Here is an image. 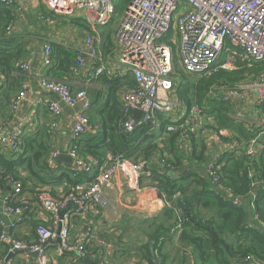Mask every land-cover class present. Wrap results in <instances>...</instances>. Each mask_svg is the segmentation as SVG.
Here are the masks:
<instances>
[{
    "label": "built area",
    "instance_id": "1",
    "mask_svg": "<svg viewBox=\"0 0 264 264\" xmlns=\"http://www.w3.org/2000/svg\"><path fill=\"white\" fill-rule=\"evenodd\" d=\"M45 7L53 14L67 16L83 12V18L91 26H107L117 14L116 0H42ZM17 0H0V4L16 5ZM15 17L5 26V34L11 36ZM45 23L54 22L52 16L38 15ZM116 66L109 70L100 63L98 45L91 35L84 38L85 49L76 52L71 74L78 75L85 66L86 59L90 67L86 69L88 79L101 74L109 76L130 74L135 79V87L121 92L122 118L117 127L122 133H130L135 127L152 124L158 125V114L168 117L180 110V104L172 100L175 82L173 74V49L183 71L191 76L209 77L220 70L234 71L242 67L264 66V0H129L123 9L114 31ZM41 52V65L49 68L51 64V45L44 43ZM99 62V63H98ZM16 67L23 73L29 72L28 61L16 62ZM3 75L0 74V90ZM39 85L45 91L57 95V100L35 96L28 98L27 88L23 86L10 98L11 113H16L24 102L30 105L45 106L52 117L48 131L54 133L58 118L63 108L80 107L74 111L72 142L65 148L71 158L69 173L72 178L81 175H93L87 184H78L60 194H52L45 186L34 188L35 201L22 197L24 192L21 175H9L0 182V264H13V254L36 252V264H50L54 257L69 254L74 260L85 258L91 246H96L100 256L109 252L108 243L102 238L94 239V245L85 247L96 231L89 225L71 237L66 211L61 218L60 211L71 204L75 215H83L95 206L110 205L105 188L110 186L112 177L120 174L124 183L133 184L141 174L144 160L133 161L123 154L107 151L102 156L81 155L77 141L86 133L94 131V126L86 114L90 107V98L84 88L72 90L66 80L57 79L49 74L39 77ZM213 85L206 92V97L218 98ZM221 95L228 102L231 96L251 98L255 105L264 102V69L255 75L249 74L230 87H225ZM207 99V98H206ZM198 103H192L187 114L181 118L170 117L165 132L178 130V138L187 143L190 134L200 127L197 119L201 110ZM25 132L23 123H17L5 132L0 123V152L16 157L22 153V137ZM219 138L231 140L230 153L245 156V169L250 180L249 201L244 196L234 195L224 184L222 166L223 156L216 155L205 166L204 173L213 190L228 198L233 205H244L248 200L251 209L256 197L255 187L259 180L255 178L253 164L262 152L263 146L257 144L258 136L250 139L243 149L239 141L226 129L215 132ZM108 142V139H107ZM61 153L53 149L47 157V165L53 169L54 161ZM160 166H167L161 159ZM264 184V179H260ZM11 187L10 189L8 188ZM175 196H179L176 192ZM37 206L48 220L46 225H38L34 236H18L16 230L23 223L32 207ZM180 223L183 215H178ZM253 219L264 231V222L257 215ZM59 232L57 233V230ZM56 239L59 241L57 242ZM52 248V250H50ZM12 253L7 258L9 253ZM243 264H264L251 255L242 258Z\"/></svg>",
    "mask_w": 264,
    "mask_h": 264
},
{
    "label": "crops",
    "instance_id": "2",
    "mask_svg": "<svg viewBox=\"0 0 264 264\" xmlns=\"http://www.w3.org/2000/svg\"><path fill=\"white\" fill-rule=\"evenodd\" d=\"M17 1L16 5L7 6L11 9L12 18H16L12 35L17 38L16 42L21 43L26 50V56L19 61H28L30 63L29 72L23 73L19 70L15 72L19 77L17 89L19 90L25 86L27 88L28 98L42 96L52 100L58 99L55 93L45 91L38 82L42 74H49L55 77L52 72H50L51 69L48 71V68H44L41 65L40 59L44 43H49L51 45V53L53 52V43L61 44L71 50L75 59L76 52H81L85 49V36L91 35L98 45L99 62L105 65L109 70L116 66L114 60V56L116 55L114 31L120 16L118 19L114 16L107 26L95 27L86 22L82 17L83 12L61 16L51 13L45 7L42 0ZM2 7L3 6H1L0 9ZM38 15L52 16L54 22L45 24L38 19ZM105 29H109L107 43H105L102 38V33ZM85 59V66L80 70L78 75L70 74L67 79L63 80L70 83L72 90L84 88L90 98V107L86 110V114L94 126V131L81 136L78 147L81 151L79 153L85 156L90 155L87 151L95 150L97 155H104V153L109 150L103 148L105 144L99 143L103 133V126L108 118L115 112V109L120 108L121 92L127 90L126 87H124L127 85L123 79L117 81V83L119 82L120 89L115 92V103H113L109 100L111 93L109 86L103 83L100 77L87 78L85 72L86 69L90 67V63L88 62V58ZM255 74L256 73H252V75ZM211 86L209 88H211ZM213 86L217 88L215 92L218 98L212 99L211 97H206L207 92L205 93V97L223 103L225 105L223 107V115L226 119L229 118L228 122L230 123L228 124L227 122V124L231 125L236 123L241 128L245 127L252 134L250 139L258 136L256 143L263 146L262 152H264V102L261 105H255L251 98L242 97L240 95L231 96L228 98V102H223L220 96L225 93L224 89L221 85ZM18 90L12 91L8 96L12 97ZM207 99H205V101H207ZM172 100L180 104V110L170 113L167 117L168 121L170 117L183 118L190 108L188 104L178 99L175 86L172 92ZM9 102L10 99L8 100V98H6L3 100L0 97V103H3V108L0 110V123L5 132L11 130L17 123L24 122L25 132L23 138L35 135L36 132H38V137L40 138L41 134L45 132L44 135H47V142L49 145L47 156H49L50 152L55 148L60 149L61 153L66 154L64 150L72 142L71 133L74 125V111L76 108L78 109L80 105L73 109L65 106L58 118V125L54 130L55 132L52 133L49 132L47 128L52 117L49 115L45 106L30 105L24 102L16 113H11ZM213 103L200 102L202 108L197 117L200 121V127L190 134L187 143L181 142L178 137H176L173 142L171 133L174 132L170 131L166 133L163 129L159 131L160 124L158 123V125L154 127L156 136L152 142L155 148L152 150L149 158L146 159V161L144 160V167L136 181L133 184L124 183V178L120 174H115L111 179L110 186L105 188V193L109 199L110 205L107 207L95 206L80 216L73 213L72 205H68L66 209L63 210L62 217L64 213L68 211L67 221L69 223L70 236L73 237L82 232L85 226L89 225L96 233L88 242H84V246L94 245V239L96 238L104 239L108 243L110 249L105 257L99 255L100 250L96 246H91L88 248L90 251L88 259L80 258L74 260L69 254H64L50 259L49 263L148 264L150 258L157 263L159 262L162 264V261L165 260L164 264H174L175 260H179V258L181 260L184 256L191 262L192 260H190L188 247L183 246L179 241L180 232L183 229L182 224L184 222V218L181 223L178 218V215L182 213V207L168 203L164 194L150 184V175L153 167H158L174 179L177 177L179 178L181 173L182 175L187 173L188 178L194 179L196 178V172H199L204 179H207L204 169L213 157L216 155L223 156L225 164V157L228 154H233L230 153L229 149L231 140L221 136L218 138L215 134L217 130L225 128H221L222 125L216 122L217 111L211 109L212 105L208 106V104ZM211 110L213 112H211ZM256 123L261 124L262 127ZM256 127H260V129L254 130ZM228 131L239 141L243 149L248 146L250 139L241 136V134L233 128ZM201 148L202 150H200ZM193 150L202 152L206 161H199V155L192 157ZM135 154L136 160L132 159L133 161L142 160L141 153ZM239 157L243 156L234 155V158ZM161 159L167 162V166L164 170L160 166ZM53 165L55 167L53 169L56 170V173L53 174L59 175L67 172L69 173L68 167L70 164H68L67 161L55 159ZM253 169L256 179H264V177H260L262 175L260 164L256 167L255 163ZM19 172V176L21 175L20 177H23V171L20 170ZM190 172L193 174L192 176H189ZM92 178L93 175H81L78 178H72L74 183L62 180L58 184H47L44 186L47 187L51 193L53 192L52 194L57 195L75 185L87 184ZM208 187H210V189L212 188L211 186ZM8 188L10 189L11 187L8 186ZM34 188L30 185V187L24 189L22 197L31 202L35 201ZM196 189L204 190L202 185H198ZM203 198L210 200L206 196ZM207 204L208 205L204 207L203 200H201L198 208L201 211L204 209L206 217L213 216L215 203L211 201ZM186 215H188V212ZM47 223L46 214L37 206H34L32 207L31 213H28L23 223L18 226L16 234L25 237L34 236L36 226L46 225ZM50 250H52V248ZM1 252L3 253V250H0V255ZM35 258L36 256L30 254L15 253L13 254V264H36Z\"/></svg>",
    "mask_w": 264,
    "mask_h": 264
},
{
    "label": "trees",
    "instance_id": "3",
    "mask_svg": "<svg viewBox=\"0 0 264 264\" xmlns=\"http://www.w3.org/2000/svg\"><path fill=\"white\" fill-rule=\"evenodd\" d=\"M0 5L3 6L0 9V74L4 77L0 97L3 100L6 98L9 100L11 96L8 95L12 91L18 90L19 77L15 73L18 70L16 62L26 56V50L21 43L16 42L17 38L14 35L7 36L5 34V26L12 19V14L11 9L7 5ZM108 33L109 29H105L102 33V38L105 43L108 41ZM52 46L53 52L51 53V64L48 71L51 69L50 72L57 79H67L71 74L70 68L75 62L74 54L61 44L53 43ZM173 61L177 65L175 57ZM262 69H264V66L255 65L251 68L242 67L231 72L220 70L209 77H198L195 83L190 82V79L187 80L190 74L185 71L186 74L182 73L181 79L178 78V74H172L171 76L175 82L174 86L180 101L182 100L190 106L192 100L187 97L186 93L194 88L193 92L197 100L202 101V103L215 102L208 104V106L212 105L211 109L217 111L216 122L222 125L221 128L228 130L233 128L241 136L250 139L252 134L245 127L241 128L236 123L228 125L230 124L228 122L229 118L226 119L223 115V107L225 105L212 99L205 101V93L211 85H221L222 88L230 87L243 80L245 76L251 73H258ZM99 77L103 83L109 86L111 91L109 100L113 103H115V92L120 89L119 82L117 83V81L123 79L127 85L124 86L126 89L135 87V79L130 74L116 76L101 74L97 76V78ZM2 108L3 103H0V110ZM212 110L211 112H213ZM121 118L122 112L120 106L119 109H115V112L104 123L103 133L99 143L105 144L103 148L113 154L120 153L134 160H136L135 153H141L142 160L146 161L155 148V145L152 144L156 136L154 127L152 124L139 125L130 133H122L119 127H117V123ZM158 123L160 124L158 130L161 131L163 129L164 131L166 125L169 123L167 116L162 113L158 114ZM259 129L260 127H256L254 130ZM172 132H174L171 133L174 142L179 132L178 130ZM44 133L41 134L40 138L38 137V132L35 135L22 137V153L16 157L0 153V182H3L4 177L9 175L19 177V171L22 170L24 176L20 179L22 180L24 189L30 187V185L33 188L47 184L55 185L62 180L74 183L72 176L68 172V174L62 173L56 175L53 174L56 173V170L51 169L47 165L46 160L49 145L47 142L48 137ZM79 141L80 139L77 141L78 146ZM78 151H81L80 148H78ZM87 153L97 155L95 150H89ZM198 155L200 156L199 161H206L202 152L193 150L192 157ZM245 163V156L234 158L233 154H228L225 157V164L221 170L226 187L231 189L234 195L244 196L251 201V197L248 195L250 180L247 177ZM255 163L256 167L260 164L262 173L260 177H264V152L258 155ZM180 175L179 178L174 179L164 173L161 168L153 167L150 175V184L164 194L168 203L182 207L184 222L182 224L183 229L180 232L179 241L183 246L188 247L192 264H243L242 258L246 255L256 257L264 263V231L253 219V216L257 215L259 220L264 222V184L260 182V179H258L259 183L255 187L256 197L253 200V208L251 209L248 200L244 205L236 206L228 198L215 193L212 188L210 189L208 187L210 186L208 180L206 178L205 180L199 172H196V178L194 179L188 178L187 173L183 175L181 173ZM192 175L190 172L189 176ZM198 185H202L204 190H197L196 187ZM176 192H179V196H175ZM205 196L210 200L204 199L203 197ZM201 200H203L204 207L211 201L215 203L213 216L206 217L205 213L198 208ZM187 212L188 215H186ZM229 229L236 233L237 239L235 243L228 242L224 238L225 231ZM88 258L89 256L87 255L82 259ZM162 262L164 264L165 260ZM177 262L178 264H184L188 263L189 259H186V256H184L181 260L179 258ZM148 264L161 263H157L149 258Z\"/></svg>",
    "mask_w": 264,
    "mask_h": 264
},
{
    "label": "rangeland",
    "instance_id": "4",
    "mask_svg": "<svg viewBox=\"0 0 264 264\" xmlns=\"http://www.w3.org/2000/svg\"><path fill=\"white\" fill-rule=\"evenodd\" d=\"M129 0H116V10H117V14L115 15V18L116 19H118L119 18V16L121 15V13H122V11H123V9L126 7V4H127V2H128ZM176 58V64L177 65H175L174 64V61H173V66H174V68H173V74L175 75V74H178L179 75V79H181V77H182V73L183 74H186L184 71H182L181 69V67H180V65H179V63H178V59H177V53H176V49L174 48L173 49V58ZM184 77V76H183ZM188 79L187 80H189L190 79V82H192V83H195V81L197 82V76H191L190 75V77L188 76L187 77ZM193 90H194V88H192L191 90H189L186 94H187V97L189 98V99H191L192 101H191V103H198V104H200L199 102H200V100H197L196 98H195V96H194V92H193ZM223 102H226V101H223ZM257 125H260L261 127H262V125L261 124H258V123H256ZM202 212H204V209H202ZM224 238L225 239H227V241L228 242H231V243H235V240L237 239V237H236V233H234L233 232V230H226L225 231V233H224ZM178 260H175V262H174V264H178V262H177ZM188 263H191L192 264V262H188Z\"/></svg>",
    "mask_w": 264,
    "mask_h": 264
},
{
    "label": "water",
    "instance_id": "5",
    "mask_svg": "<svg viewBox=\"0 0 264 264\" xmlns=\"http://www.w3.org/2000/svg\"><path fill=\"white\" fill-rule=\"evenodd\" d=\"M57 160H64V161H67L68 162V164H71V158L67 155V154H63V153H60L58 156H57V158H56ZM163 170H164V168H163ZM69 205H71V204H69ZM62 213H63V210H61L60 211V216H61V218H62ZM59 232V229L57 230V233ZM56 241L58 242L59 240L58 239H56ZM11 252L7 255V258L8 257H10L11 256ZM29 254L30 255H32V256H36V252H29Z\"/></svg>",
    "mask_w": 264,
    "mask_h": 264
}]
</instances>
